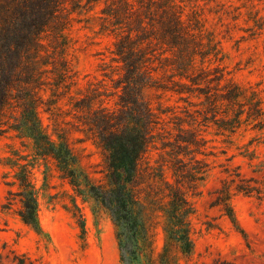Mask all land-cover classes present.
<instances>
[{
  "label": "trees",
  "instance_id": "16d2710c",
  "mask_svg": "<svg viewBox=\"0 0 264 264\" xmlns=\"http://www.w3.org/2000/svg\"><path fill=\"white\" fill-rule=\"evenodd\" d=\"M67 1L0 2V136L7 125L26 133L36 155L52 159L63 179L78 191L85 183L116 227L122 264H191L190 198L200 194L210 171L201 157L208 145L204 133L214 126L234 134L243 124L264 130L262 91L227 81L220 65L204 66L220 61L219 51L211 42L204 45L196 23L173 1L86 0L105 5L102 15L117 32L112 61L118 77L112 79L111 94L90 84L74 102L76 121L65 122L59 102L76 85L65 54ZM152 88L187 105L160 104L155 109L144 97V90ZM110 96L117 97L112 107L106 102ZM41 110L49 116L47 126ZM10 112L17 114L13 124ZM72 132L101 148L102 179L95 181L84 173ZM18 168L16 182L10 184L17 183L18 191L9 192L7 208L18 199V216L39 230L31 171L27 165ZM214 195L211 205L232 220L233 197L263 200L264 180L245 178L235 169ZM160 233L163 245L158 250Z\"/></svg>",
  "mask_w": 264,
  "mask_h": 264
},
{
  "label": "rangeland",
  "instance_id": "374dc122",
  "mask_svg": "<svg viewBox=\"0 0 264 264\" xmlns=\"http://www.w3.org/2000/svg\"><path fill=\"white\" fill-rule=\"evenodd\" d=\"M138 3L139 0H133ZM182 7L186 19L196 23L204 45L211 42L220 61L204 66L224 68L225 79L241 87L262 91L264 97V0H169ZM1 2V0H0ZM102 2L68 0L66 59L76 85L64 94L59 106L65 122H75L73 105L90 84L111 94L117 79L112 61L117 32L105 21ZM49 43V41H48ZM208 50V48H204ZM198 59L197 65H200ZM48 91V97H50ZM144 97L155 109L184 107L171 93L145 89ZM107 99L114 106L117 97ZM178 111H180L178 109ZM10 124L16 113L10 112ZM44 126L50 124L41 110ZM9 124V125H10ZM0 136V264H122L111 218L100 210L85 188L76 190L62 178L56 163L36 155L33 139L8 128ZM208 141L204 156L210 166L200 184V194L191 197L194 214L191 226L194 250L191 264H264V199L236 195L231 204L234 219L213 207L214 192L233 170L245 178L264 180V130L243 124L234 134L211 126L204 133ZM73 147L81 156V168L93 180L102 179L103 152L83 134L72 132ZM157 157V152H152ZM27 165L37 191L40 229L26 225L18 216L20 203L7 208L9 192H17L15 174ZM228 169L229 173L225 172ZM83 225V226H82ZM163 245L160 233L157 249Z\"/></svg>",
  "mask_w": 264,
  "mask_h": 264
}]
</instances>
